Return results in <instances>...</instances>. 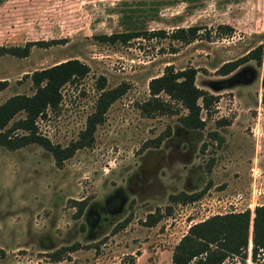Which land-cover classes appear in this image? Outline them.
I'll list each match as a JSON object with an SVG mask.
<instances>
[{"label": "rangeland", "instance_id": "obj_1", "mask_svg": "<svg viewBox=\"0 0 264 264\" xmlns=\"http://www.w3.org/2000/svg\"><path fill=\"white\" fill-rule=\"evenodd\" d=\"M187 26L199 27L189 43L97 38ZM48 40L55 42L30 46L25 57L0 56V80L7 82L0 103L32 94L34 70L66 59L86 64L85 76L61 87L56 108L36 119L51 144L63 148L77 138L100 92L99 77L104 89L122 85L124 92L108 106L92 144L60 166L35 143L0 146V264H172L190 225L244 210L251 219L253 208L264 205V0H0V46ZM257 46L259 62L217 72ZM168 65L194 68V84L216 97L200 112L201 129L181 127L179 105L172 115L140 113L148 80ZM243 70L249 81L225 84ZM181 192L201 196L170 199ZM149 214L158 218L152 225ZM250 235L251 223L244 252L219 264H264V252L252 253Z\"/></svg>", "mask_w": 264, "mask_h": 264}, {"label": "trees", "instance_id": "obj_2", "mask_svg": "<svg viewBox=\"0 0 264 264\" xmlns=\"http://www.w3.org/2000/svg\"><path fill=\"white\" fill-rule=\"evenodd\" d=\"M198 31V26H187L174 28L170 32L161 29L118 32L102 34L97 38L102 41L125 43L139 36H158L189 43L198 37ZM53 42L55 41L48 40L25 42L22 46L1 45L0 56L9 54L15 57H25L30 46L49 45ZM261 56V47L257 46L243 56L221 64L217 72L220 75H227L248 60L259 62ZM87 72L88 66L77 59H66L32 71L28 76L33 87L32 94H15L0 103V146L13 150L29 143H35L51 154L57 166H60L62 161L71 156L76 149L90 146L93 142L94 130L103 122L108 106L124 92L122 85L104 89L103 77H99L97 81L100 92L95 100L93 111L86 117L84 127L74 141L61 148L41 136L36 126V119L44 117L47 109L53 110L58 105L61 98V87L67 82L82 78ZM195 73L196 70L192 67L173 70L170 65L165 66L160 75L148 80V98L137 105L140 113L148 117L155 114L172 115L177 113L175 105H179L185 110L177 118L181 127L188 130L201 129L204 120L200 112L208 111L216 97L194 84ZM250 78L251 73L243 70L238 71L224 82L229 86L246 83ZM6 84L5 80H0V91L6 87ZM19 113H22V117L14 119ZM158 142L159 140L156 143ZM200 196L201 192L190 194L181 192L170 196V199L184 203L196 200ZM82 205L83 202L76 215L81 212ZM147 217L150 218L147 222L149 225L154 224L158 219L153 214ZM250 223L252 253L264 252V205H259L253 208L251 219L249 211L244 210L215 214L190 225L186 234L173 248L172 264H219L228 255L243 253L248 242Z\"/></svg>", "mask_w": 264, "mask_h": 264}, {"label": "crops", "instance_id": "obj_3", "mask_svg": "<svg viewBox=\"0 0 264 264\" xmlns=\"http://www.w3.org/2000/svg\"><path fill=\"white\" fill-rule=\"evenodd\" d=\"M248 165L250 166L251 163H249ZM250 170H253V168L250 167ZM248 174H249V173L247 172V175H248ZM247 177H248V176H246V178H247ZM247 179H248V178H247Z\"/></svg>", "mask_w": 264, "mask_h": 264}]
</instances>
